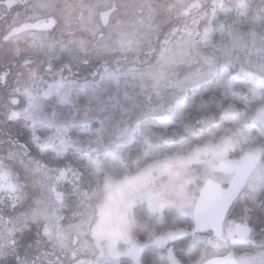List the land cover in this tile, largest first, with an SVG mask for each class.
<instances>
[{"label": "snow or ice", "instance_id": "snow-or-ice-1", "mask_svg": "<svg viewBox=\"0 0 264 264\" xmlns=\"http://www.w3.org/2000/svg\"><path fill=\"white\" fill-rule=\"evenodd\" d=\"M0 125V264H264V0H0ZM141 153L205 172L124 244L89 194Z\"/></svg>", "mask_w": 264, "mask_h": 264}, {"label": "rangeland", "instance_id": "rangeland-1", "mask_svg": "<svg viewBox=\"0 0 264 264\" xmlns=\"http://www.w3.org/2000/svg\"><path fill=\"white\" fill-rule=\"evenodd\" d=\"M8 132L6 125H0V139ZM238 156L232 159H238ZM147 168V171L144 169ZM205 172H197L194 168L186 167L180 161L162 162L159 157H152L145 161V155L140 154L130 165H121L111 171L101 170L99 190L90 193L92 207L96 209V224L110 240H120L124 244L130 239L128 233V219L120 211V203L127 200L132 189L148 190L152 182L158 193H162L169 201L184 200L191 203L193 197L198 198L196 179ZM246 200L241 202V215ZM112 223L119 228V232H107V224ZM127 260V257H122Z\"/></svg>", "mask_w": 264, "mask_h": 264}, {"label": "trees", "instance_id": "trees-1", "mask_svg": "<svg viewBox=\"0 0 264 264\" xmlns=\"http://www.w3.org/2000/svg\"><path fill=\"white\" fill-rule=\"evenodd\" d=\"M233 157H235V156H233ZM127 228H128V233H129L130 238L134 237L135 233H136V224H135V221L132 218L128 219ZM123 260H125V259H123ZM125 261H127V260H125Z\"/></svg>", "mask_w": 264, "mask_h": 264}, {"label": "flooded vegetation", "instance_id": "flooded-vegetation-1", "mask_svg": "<svg viewBox=\"0 0 264 264\" xmlns=\"http://www.w3.org/2000/svg\"><path fill=\"white\" fill-rule=\"evenodd\" d=\"M71 2H74V3H79L80 0H71ZM5 138V137H4Z\"/></svg>", "mask_w": 264, "mask_h": 264}]
</instances>
